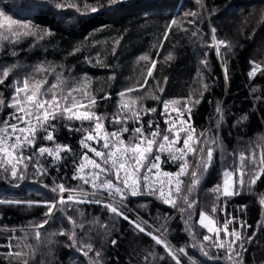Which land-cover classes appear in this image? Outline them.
Segmentation results:
<instances>
[{
	"label": "trees",
	"instance_id": "1",
	"mask_svg": "<svg viewBox=\"0 0 264 264\" xmlns=\"http://www.w3.org/2000/svg\"><path fill=\"white\" fill-rule=\"evenodd\" d=\"M92 7L99 11L91 13ZM0 13L4 14L0 23L5 22L4 16H10L28 25L27 29L21 27L15 42H10L11 37L9 41L0 39V66L13 68L0 84V99L5 103L12 95L16 77L28 75L35 81L47 80L45 87L62 81L60 87L65 90L81 88L96 101L91 110L105 121L117 114L121 103L118 94L128 89H133L130 93L136 98L137 108L156 109L144 115L148 121L156 119L164 99L187 102L199 130L209 125L206 135L218 143L211 145L214 158L201 183L187 192L189 202H197L192 219L186 224L183 217L187 213L180 211L167 226L166 235L188 251L192 261L182 257L185 264H229L223 250L203 241L209 233L197 220L201 209L220 225L229 216L235 217L229 231H241L246 249L236 260L240 264H264V174L251 190L241 189L229 199L212 191L221 184L223 170L235 164L234 153H246L257 144L264 151V74L257 73L255 78L248 75L250 61L264 65V0H0ZM213 27L217 40L229 46L221 47L220 58L207 46L212 42ZM205 59L207 67L202 63ZM153 61L156 66L147 77ZM146 78L147 85L140 87ZM218 106L222 107L220 113ZM10 109L0 105V122ZM63 121L57 126L54 123L55 143L67 145L72 151L64 157L63 175L49 177L70 186L69 175L78 159L77 141L83 134L75 129H90L91 125ZM50 144L54 146L47 142ZM25 177L17 180L0 171V200L44 201L52 197L29 169ZM49 177L44 181L49 182ZM133 204L157 226L164 224V206L156 197L137 196ZM213 205L219 212H211ZM182 207L187 205L183 203ZM73 208L67 215L75 225L64 212L53 209L49 223L38 228L48 219L47 206L0 204V264H175L162 246L107 209L85 203ZM81 223L83 228L78 227ZM35 231L40 232L39 239ZM61 231L65 234L60 235ZM73 231L75 246L69 239ZM81 243H92L88 256L80 251ZM17 251L21 257L9 255Z\"/></svg>",
	"mask_w": 264,
	"mask_h": 264
},
{
	"label": "snow or ice",
	"instance_id": "2",
	"mask_svg": "<svg viewBox=\"0 0 264 264\" xmlns=\"http://www.w3.org/2000/svg\"><path fill=\"white\" fill-rule=\"evenodd\" d=\"M116 0H112L115 3ZM199 3V0H197ZM61 5H57L60 7ZM99 11L98 8L92 7L91 13ZM4 15L0 13V16ZM185 15H188L187 13ZM195 16L196 13H191ZM4 23H0V39L4 41L15 42L21 35V27L28 28L27 24H21L20 21L12 19L10 16H4ZM194 22V21H190ZM176 23V21H172ZM216 28L211 29V43L208 47L213 48L216 54L221 55V47H229L225 41L217 40ZM192 35H196L195 32ZM207 55V53L205 54ZM147 59V57H142ZM171 59V56L168 57ZM202 63L207 67V60H202ZM252 65L248 75L250 78H255L257 73L264 74V65L255 61H250ZM156 66L153 61L151 68L148 69L147 77H151L152 69ZM13 68L0 66V84H4L5 79L12 73ZM36 71H42L37 68ZM62 81L58 83L48 84L47 80L35 81L31 75L23 77V79H15L13 81L14 88L12 95L7 103L0 99V105L12 108L14 111L8 119L0 122V171L9 173L13 179H25V172L29 163L33 164L37 173L40 175L46 174L47 170L39 162H33L32 155H25L29 148H36L38 133L43 131L46 134L43 139L53 142V147L41 146L36 148L34 155L48 156L53 164L63 159L62 153L70 152L72 149L67 145L55 143L54 136L55 124L53 121L63 118L89 122L91 128H77L75 131H82L83 137L79 141L81 148L84 150L81 154L80 161L74 162V180H79L82 185L88 186L90 191L83 187L73 189L65 188L63 184L53 187V193H59V199L45 202L47 205L46 217L54 215L53 209L64 212L70 223L75 225V221L70 215H67L68 209L75 210V204H97L107 209L114 217H121L133 225L140 233L149 236L156 245L162 246L168 257L175 264H181V258L178 255H187L184 248L175 249L166 239L168 229L161 225L155 230L151 229L147 220L130 219L127 214L126 202L130 198L141 195L155 196L164 204L170 205L173 208L177 207L178 199H183L187 205L186 208L180 207L179 211L187 213L183 217L185 223L192 219V214L197 207L195 200L189 202L187 195H182L184 192L185 177L190 176V184L187 187V192L191 193L201 183L202 176L211 166L215 149L211 146L217 144L216 140H210L205 132L196 133L195 128L190 122L191 108L187 102L181 104L180 101H165L163 102V112L165 116V128L161 132L159 123L149 121L147 129L145 128L143 116L149 113H155L156 109L144 110L136 107V100H125L127 93L133 91L128 89L118 95L121 98V103L117 107V114L111 117L110 123L119 127L108 131L105 126V117L98 115L91 109L95 106L96 101L83 92L79 87H71L67 90L60 87ZM147 85V78L144 84ZM207 85H205V88ZM59 88V91L57 89ZM81 95L78 99L77 96ZM198 102V101H197ZM172 105L171 112L169 107ZM221 109L218 106L217 112ZM188 116L185 119V116ZM130 123H135L136 127L129 128ZM70 131L72 129H69ZM127 134V139L125 135ZM91 153V155H89ZM235 157V164L230 165L222 172V183L216 185L212 191L225 197H230L239 194L237 187H244V177H250V185H255L261 175L264 174V152L257 157L255 151L249 153L241 152ZM189 157L195 159V164L189 160ZM257 161L259 166L257 167ZM171 162L177 165L175 172L166 171L162 168V164ZM247 162V163H246ZM248 165H252L251 168ZM191 169V172L189 171ZM67 192L65 198L62 194ZM218 198V197H217ZM27 203L29 207L33 202H21L19 200H0V204H15ZM264 204V200H261ZM67 205V208L64 206ZM59 206V207H58ZM246 207V206H242ZM217 208L215 205L211 208V212L215 213ZM83 216L84 212H80ZM236 218L229 216L222 225L218 224L215 219L206 211L200 210L197 223L211 235H204L203 241H211L212 246L223 250L228 258L229 264H240L239 260H234V257H240L241 251L244 249V243L241 231L237 228H232L229 231V225L235 222ZM97 223L99 221H96ZM49 223L45 219L43 223L38 225V228H43ZM78 227L83 228L81 223ZM102 227L107 228L106 225ZM241 227H244L241 224ZM248 227H251L250 225ZM221 232L224 233L225 239L220 238ZM159 233V234H155ZM60 235L65 233L61 231ZM37 239L40 238V232L35 231ZM231 237V239H229ZM253 237H250L251 240ZM73 246L76 245V233L73 231L69 236ZM113 245L116 241H111ZM12 245L9 244V248ZM240 249V250H238ZM93 250L92 243H81L80 251L84 256H88ZM203 251V248H201ZM154 253H150L153 255ZM207 255V252H204ZM9 255H14L19 258L22 253L17 251L10 252ZM97 257L100 256L96 252ZM147 259V257H145ZM159 259L164 261L165 257L160 256ZM27 264V261H25ZM195 264V261H193Z\"/></svg>",
	"mask_w": 264,
	"mask_h": 264
},
{
	"label": "built area",
	"instance_id": "3",
	"mask_svg": "<svg viewBox=\"0 0 264 264\" xmlns=\"http://www.w3.org/2000/svg\"><path fill=\"white\" fill-rule=\"evenodd\" d=\"M165 101H170L168 99H164L161 104H160V107H159V110L157 111V115H156V119H150L149 121H154V126H155V123H159L160 125V129H161V132L163 133L164 131V128H165V124H164V120L166 119L165 116L161 115V113L163 112V102ZM188 104V103H187ZM189 106V105H188ZM171 108H172V105H170L169 107V112H171ZM10 117V115H8L5 119H8ZM144 117V116H143ZM190 122L192 124V126L195 128L196 130V133L199 134V133H202V132H205L207 131L209 125L204 129V130H199L198 126L195 124L194 122V119H193V115H192V110H191V113H190ZM188 116L186 114L185 116V119H187ZM111 120V119H110ZM110 120L109 121H104L105 123V126L106 128L108 129V131H112L116 128H118L119 126L118 125H115V124H112L110 123ZM148 120L144 119L143 118V123L145 125V128L147 129V124L149 122ZM129 128H134L138 125H136L135 123H130L129 125ZM40 134L41 132L38 133V138H37V141H36V148H39L41 146H48L50 147L49 145H47V142L49 141H40ZM84 133L79 137L77 143H78V159H77V163L80 161V157H81V154L82 152L84 151L80 144H79V141L81 140V138L83 137ZM125 139H127V134L125 135ZM36 148H29L26 152H25V155H29L31 154L32 156H35L37 158H39V160H44L51 168H52V171H53V174L56 176V177H59L61 175H63V164H64V157L65 156H69V153L71 152H65V153H62V157L63 159H61L60 161H57L55 164L52 163L51 161V158L48 157V156H38V155H34V153L36 152ZM89 155H91V153H89ZM189 160L192 162V164L194 165L195 164V159L193 157H189ZM162 168L166 171H171V172H175L177 170V165L176 164H173L171 162H166L164 164H162ZM191 172V169L189 170ZM74 172H75V169H74V165L72 167V170L70 172V175H69V180L72 181L71 185L70 186H67L65 184H63L65 186V188H73V189H77V188H81L83 187L85 190L87 191H90V189L88 188V186L86 185H82V183L79 181V180H74L72 177L74 175ZM185 180V185H184V192L182 193V195H187V187L188 185L190 184V176L189 177H185L184 178ZM59 193L56 197V199H59ZM65 198L67 197L68 193L65 192L62 194ZM155 197V196H154ZM135 198V197H134ZM157 198V197H156ZM55 199V200H56ZM158 199V198H157ZM159 200V199H158ZM162 204V206H164V209L162 211L163 213V218H164V226L167 228V226L177 217V215L180 213L179 211V208L182 207L184 201L183 199H178V202H177V207L176 208H173L172 206L170 205H166L164 204L161 200H159ZM85 204H88V203H85ZM94 205H97V204H94ZM126 205H127V214L130 216V219H136V220H140V221H143V220H147L148 222V225L151 226V229L152 230H155L156 228H159V226H157V224L155 222H153L151 219H149L147 216H145L143 213H141L133 204V198H130V200L128 202H126ZM97 206H100V205H97ZM102 207V206H101ZM132 225V224H131ZM155 234H159V233H155ZM149 237V236H148ZM166 239L169 241V243H171V245L175 248V249H179V247H177L173 242L172 240L166 235ZM178 255L180 256V258L182 257H185V258H189L188 255H184V254H179Z\"/></svg>",
	"mask_w": 264,
	"mask_h": 264
},
{
	"label": "rangeland",
	"instance_id": "4",
	"mask_svg": "<svg viewBox=\"0 0 264 264\" xmlns=\"http://www.w3.org/2000/svg\"><path fill=\"white\" fill-rule=\"evenodd\" d=\"M215 51V50H214ZM215 53H216V51H215ZM217 55V54H216ZM218 56V55H217ZM218 58H220V55L218 56ZM23 77H25V76H23ZM23 77H19V76H17L16 77V79L17 78H19V79H23ZM125 100H128V101H131V100H136V98H133L132 97V94L131 93H127L126 94V96H125V98H124ZM120 101H121V98H120ZM94 108V107H93ZM92 108V109H93ZM220 109L222 110V107H220ZM94 110V109H93ZM13 109L11 108L10 109V111L8 112V114L6 115V116H8V115H11L12 113H13ZM221 112V111H220ZM220 112H218V113H220ZM106 115H110V114H106ZM5 116V117H6ZM62 120H64L63 121V123L62 124H68V121H70V120H68L67 121V119H63V118H60V119H57V120H55L56 122H57V124H56V126L59 124V122L60 121H62ZM55 121H53L52 123H55ZM73 121V120H72ZM72 121H70V122H72ZM55 132V131H54ZM46 133L45 132H43V131H41V134H40V141H43V142H45L46 140H44L43 139V136L45 135ZM50 147H53L51 144H50ZM250 151H255L256 152V154H257V157H259L260 156V154L262 153V147H261V145L260 144H257L256 146H253V147H251V148H248L247 149V151H246V153H249ZM264 152V151H263ZM29 155H31V154H29ZM33 162H39L40 164H42L43 166H44V168L47 170V172H46V174H44V175H40V174H38L37 173V171H36V169L33 167V164L32 163H29V165H28V168L27 169H29L32 173H34L35 175H36V177L37 178H39L40 180H42V182H37L39 185H42V186H40V187H45V189H47L48 191H49V196H51L52 195V197L51 198H49V199H47V200H44V201H30V200H27V201H21V202H33L34 204H42V205H45V206H47L46 205V203L45 202H50V201H53V199L55 198V196H56V193H53L52 191H51V189L53 188V187H56L57 185H59V184H61L60 183V181H58V183L56 182V181H52L51 179H50V177H49V174L50 175H53V171H52V168L44 161V160H39V158H37V157H35V156H33ZM247 163V162H246ZM31 165V166H30ZM29 166H30V168H29ZM259 166V163H258V161H257V167ZM248 167L249 168H251L252 167V165H248ZM26 173V172H25ZM11 177V176H10ZM46 177H49L48 179H50L49 180V182H45L44 180H45V178ZM12 178V177H11ZM244 181H245V186L244 187H237V191H239V190H241V189H247V190H251V188H253V185H250V177L249 176H245L244 177ZM36 182V181H35ZM222 183V182H221ZM218 194V193H217ZM218 195H220V194H218ZM220 196H223V195H220ZM54 197V198H53ZM225 197V196H224ZM229 198H231V196L230 197H225V199H229ZM226 201H228V200H225V202ZM141 205L142 206H144L145 207V204L144 203H141ZM218 212H219V210H217ZM53 212H54V210H53ZM162 214V217H163V213H161ZM211 216V215H210ZM48 220H49V217H48ZM132 227H133V225H132ZM248 228H250V227H248L247 226V229ZM134 229H136V228H134ZM137 230V229H136ZM231 231V230H230ZM240 231V230H239ZM142 234H144V233H142ZM242 234V233H241ZM145 235V234H144ZM209 235H211V234H209ZM148 237V236H147ZM220 238L221 239H225V237H224V235L221 233L220 234ZM242 238H243V235H242ZM229 239H231V237H229ZM211 244H212V242L211 241H209ZM243 243H244V241H243ZM238 250H240V249H238ZM186 251V250H185ZM241 251V250H240ZM188 251H186V253H187ZM187 255L189 256V253H187ZM237 259V257H234V260H236ZM185 260H188V259H185ZM184 260V261H185ZM182 261L183 260H181V264H183L184 263V261H183V263H182ZM185 264V263H184Z\"/></svg>",
	"mask_w": 264,
	"mask_h": 264
}]
</instances>
